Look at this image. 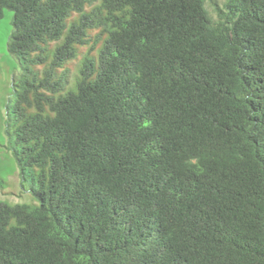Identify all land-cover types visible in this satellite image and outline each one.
<instances>
[{
	"label": "trees",
	"instance_id": "trees-1",
	"mask_svg": "<svg viewBox=\"0 0 264 264\" xmlns=\"http://www.w3.org/2000/svg\"><path fill=\"white\" fill-rule=\"evenodd\" d=\"M6 8L3 136L38 203L0 201V264H264V0Z\"/></svg>",
	"mask_w": 264,
	"mask_h": 264
},
{
	"label": "rangeland",
	"instance_id": "rangeland-1",
	"mask_svg": "<svg viewBox=\"0 0 264 264\" xmlns=\"http://www.w3.org/2000/svg\"><path fill=\"white\" fill-rule=\"evenodd\" d=\"M222 1L218 0L219 3ZM210 12L214 15L211 9ZM13 17L14 11L10 8L4 9L3 15L0 17V175L5 180V186L0 187V201L11 205L37 204L36 197L22 186L19 167L13 153L7 148V138L3 136L2 129L7 105L11 101V96H15L18 89L14 84L19 83L23 73L20 61L9 50V42L15 31ZM98 48L99 46L92 54L96 59H98ZM88 49V46L80 45L76 57L67 62L66 67L71 70V81L74 80L79 67L83 64L84 57L90 55Z\"/></svg>",
	"mask_w": 264,
	"mask_h": 264
}]
</instances>
